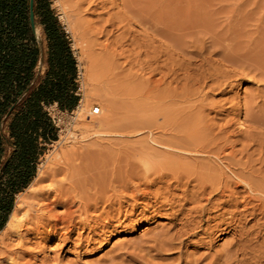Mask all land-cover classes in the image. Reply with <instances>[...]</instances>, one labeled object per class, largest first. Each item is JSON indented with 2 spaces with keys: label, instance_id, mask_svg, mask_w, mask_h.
<instances>
[{
  "label": "rangeland",
  "instance_id": "1",
  "mask_svg": "<svg viewBox=\"0 0 264 264\" xmlns=\"http://www.w3.org/2000/svg\"><path fill=\"white\" fill-rule=\"evenodd\" d=\"M76 1L82 0H49L51 9L68 36L69 46L76 61L77 79L75 83L77 85V95L79 96L77 107L81 106V104L85 106L88 104L89 106L86 109L81 107L82 110L80 112L82 115L79 117L75 114L77 107L72 112H60L56 106H51L48 109L56 126L59 128L58 138L57 141L46 147L40 157L36 176L39 167L46 161V157L55 153V151L59 152L61 150L74 151L78 154V160L74 162L76 166L80 164L79 155L81 153L86 154L83 158L84 162L87 164L91 162L90 164H92L96 156L92 157V155L97 151V154L105 152L104 154L102 153V158L106 160L104 162L108 164L110 170L114 169L116 164L118 167L120 163L118 168L116 167L114 171L112 170L117 176L121 173L118 174V171H122L120 175L129 172H133V174L136 172L142 173L140 170L143 173L147 171L152 174L153 170L157 168L155 165H151L153 161L152 164L157 162L156 165H159L161 159L162 162L164 160L177 159L176 156H173L176 153L180 156L181 152L179 150L169 148L167 144L169 137L167 136L173 137L174 132L175 135L182 134L184 129L187 127L191 129L192 127L196 136H201V131L203 135V130H205V137L208 134V137L205 138L208 140H200V142L206 143L205 146H208L207 143L209 142L210 144L212 142L213 145L214 142L209 141V136L211 135V137L213 135H223L221 137L228 138L227 142L222 141L217 144L214 143V145L216 144L215 146L210 144L208 146L209 148L223 147L227 151L224 150L225 154L230 152V145L237 142L233 145L235 146V151L237 149L238 152H242L243 156L237 152L236 158L241 156L240 163L243 160L246 161L247 165L242 161L244 164H239L240 167L238 166L236 169V166L235 170L238 171L239 168L248 166L251 163L252 165H250L251 168L249 170L248 167L250 166L239 169L240 173L243 172V176L239 179V177L236 178L230 175L231 172L227 169L228 165H224V162L219 160V163H223L219 166L217 163L218 159L213 160L215 157L210 156V154L195 155L193 152H183L181 158H179L182 159V162H187V164L200 162L198 163L200 165L203 161V164L210 167V169L213 166L212 169L214 171L211 169L212 173L216 174V178L221 175L219 177H222V180L229 177H233L235 181L237 179V181H242L251 178L249 181H252L251 185L253 187L261 180V184H259L264 189V171H261L264 169V165H262L264 164V158L262 157L264 156V121H262L264 120V0H105L108 5L104 11H102L103 9L101 10L100 4L98 7L100 10L97 6H90L89 0L78 2L79 5L83 3L82 6H79ZM99 1L102 0H97V2ZM69 25L73 28L75 36L67 29ZM36 30V35L46 60L47 41L43 35L42 28H37ZM80 59L82 61H79ZM85 65L92 67L89 79L87 77L84 78V70L87 68L84 67ZM46 68V64L41 65L38 69L40 75L44 74ZM178 96H180V99ZM254 106H257V108ZM92 107H100V114L91 115ZM184 108L190 111L184 112L186 110ZM244 108L245 110H243ZM180 110L182 112H178ZM181 119H183V122H181ZM202 123L204 124L203 130L201 128ZM172 124L173 126H171ZM179 125L182 130L177 129ZM186 125L188 126L186 127ZM207 125L210 126L207 127ZM170 127H173L171 129L173 134ZM227 132L229 133L227 134ZM197 142L201 144L199 139H197ZM204 144L202 145L204 146ZM243 146L244 148L246 146L247 149L245 148L246 150H244ZM167 147L172 153H176L172 155L169 151L168 154H165L164 149L167 152ZM241 148H243V151L239 150ZM143 151H147L146 154ZM152 151H155L154 153L158 158ZM246 151L247 156L250 158H245ZM92 152L93 154H91ZM243 152H245V156ZM142 153L145 155H141ZM149 153L153 155L154 159L151 158L152 156ZM237 154L239 155L238 157ZM165 155L166 158L169 156L170 159L166 160ZM205 155L208 158L210 156L209 160L212 163ZM252 155H254V159L251 158ZM141 156H145L143 161H141L143 158ZM189 156H195L194 158L199 156V159H196L198 162L191 159L186 160V157ZM223 156L221 155L222 158ZM129 157L130 159L128 160L127 158ZM147 157H150L149 159L152 162L148 161ZM92 158L94 159L90 161ZM239 158L236 160H239ZM247 159H251L250 163H248ZM253 160H256V163ZM129 161L132 163H129ZM134 161L135 163H133ZM213 162L218 164V166ZM137 163L141 165V169L139 168L140 165L136 166ZM145 163L149 164L150 167H155V169H149L150 167L147 164L148 168L146 169ZM123 164H126V167ZM254 165H256L255 168L257 169L263 167L258 171L252 169ZM214 167L217 169L221 167V171L217 170V173ZM134 168L135 170H133ZM137 168L139 169L137 170ZM77 171V168H74V170H70L69 174L63 173L54 181L41 180L34 184V187L37 189L57 187L64 178L77 176ZM223 171L225 174L222 173ZM252 176L256 177V179L259 178V180L256 181ZM34 179L30 184L33 183ZM132 181L135 183L137 180L131 179ZM240 184L244 186V188L239 186L237 189L239 193L238 201L241 202L243 200L241 196H244L245 192L247 193L248 191L243 183ZM27 188L21 193H24ZM128 193L126 196L123 195L124 199H121V197L119 199L120 201L126 200L128 205L126 207V204H124L126 211L124 208V217L122 216V219L127 217L131 221L129 219L125 220L126 224L123 222L125 226L113 221L114 225L112 224V226L114 227H111L106 234L100 235L101 225L103 221H106L104 217H109L111 220V216L114 217L116 213L113 211L109 213L111 216L109 214H107L108 216L103 215L95 223H92L93 225L89 226H92L90 229H85L82 236L85 239L83 247L79 245H76V247L72 243H68L54 250L55 252L49 253V257L57 255L61 260L60 262L51 261L45 263L188 264L190 258L205 256L210 254V252L214 254L215 249H217L215 251L221 252L224 247V249L228 247L230 243L228 240H231V234L224 235L221 238L222 240L217 239L214 244V250L209 251L200 242L198 244L201 235L199 233L196 237L188 238L185 241L186 245L181 249L180 254L177 252L170 256L166 255L167 252L165 251L160 252L152 248L149 249V247L154 245L151 240L152 236L159 231L168 230L170 226L173 227L174 222L170 220V217L163 216L162 212L155 215L151 221L141 222L138 219V211H135L137 213H134L135 215L133 212L144 208L143 206L146 202L139 204L134 201L135 205L133 200L130 199L131 193ZM176 194L181 197L180 192ZM250 194L258 197L263 195L261 197H264V193ZM126 198H129V200ZM223 199L227 200L226 197ZM181 200L182 203H180ZM183 203V198L181 197L176 206ZM214 209L211 210L210 216H214L215 212L217 213V208ZM247 211H251V208L249 207ZM247 211L246 213H249ZM100 212H97L96 215H99ZM128 214L132 217L128 216ZM257 214L256 218L259 217ZM226 217L228 216L225 215ZM102 218L104 219L102 220ZM109 218H107V221ZM251 220L247 221L248 226L251 223L253 224V219ZM98 221L101 222L99 223ZM131 222L134 225H139L136 231L133 230L134 226ZM128 223L132 224V226H128ZM169 230L172 231V228ZM91 232H93V235ZM74 236V238L77 237L76 235ZM26 238L29 240L34 238V236L29 234L26 235ZM87 238H91V243L87 244ZM5 241L6 243L0 246V251L4 252V256H6H0V264H42L40 259L45 255L42 254L43 252L35 254L38 258L23 256L21 253V251L33 248L34 244L25 241L24 246L20 248L15 245L17 241L13 239ZM55 246L56 244L52 247ZM7 255L11 256L12 260L10 259L11 257L7 258ZM179 255H182L180 256L182 258L179 259ZM187 255L188 257H186ZM169 256L172 259L166 261ZM176 258L178 260H174ZM34 259L37 262H33ZM13 260L15 262H12ZM179 260L182 262L180 263ZM207 261L209 259L203 261L204 264Z\"/></svg>",
  "mask_w": 264,
  "mask_h": 264
},
{
  "label": "bare ground",
  "instance_id": "2",
  "mask_svg": "<svg viewBox=\"0 0 264 264\" xmlns=\"http://www.w3.org/2000/svg\"><path fill=\"white\" fill-rule=\"evenodd\" d=\"M82 1H76V2L79 5V3ZM89 1H90L89 5L91 4L90 6H92V7L97 6V8H98L99 4H100L101 10L103 9L102 11H104V9L108 5L105 3V0H102L99 2H97V0H89ZM86 3H87V1H86ZM82 4L83 3H81V5H79V6H82ZM87 5H88V3H87ZM89 7H88V9H89ZM108 13H109V11H108ZM63 21H65V20H63ZM67 29L69 31H71V33L75 36V32L70 25ZM79 61H82V60L80 59ZM84 67L85 68L87 67L84 70L85 71V73H84L85 77L84 78L87 77L89 79L90 78V71H91L92 67L90 68L89 65H87V66L85 65ZM218 85H219V83H218ZM178 98L180 99V96H178ZM191 104H194V103H191ZM87 106H89V105L86 104V106H85V105L81 104V106L77 107L75 114L78 117L81 116L82 115L80 112L82 110L81 107H83V109H86ZM254 107L257 108V106H254ZM93 108L94 107H92V109ZM263 108H264V106H263ZM184 109H186V108H184ZM259 109H261V108H259ZM243 110H245V108ZM185 111L187 112L190 110L186 109V110H184V112ZM250 111H252V110H250ZM86 112H87V110H86ZM178 112H182V110H180ZM83 113H84V111H83ZM191 113H192V111H191ZM86 114H88V113H86ZM176 114H175V116L178 117V115H176ZM181 116H179V117H181ZM249 117H250V115H249ZM85 118H86V116H85ZM188 118L190 119V117H188ZM81 120H82V118H81ZM182 120L183 119H181V122H183ZM186 120L190 123V121L188 119H186ZM174 121H175V119H174ZM257 121H259V120H257ZM262 121H264V120H262ZM185 122H184V124H185ZM179 123H180V121H179ZM176 125H177V123H176ZM171 126H173V124ZM187 126L188 125H186V127ZM208 126H210V125H207V127ZM259 126H261V125H259ZM174 127H176V126H174ZM203 127H204V124L202 123V127H201L202 130L204 129ZM219 127L220 126H218V128ZM210 128H212V127H210ZM171 129H173V127H170V130ZM177 129L182 130L180 125H179V128H177ZM219 129H221V127ZM212 130H213V128H212ZM215 130H217V129H215ZM222 130H220V131H222ZM204 131L205 130H203V133L205 134ZM171 133H172V130H171ZM206 133H208V132H206ZM228 133L229 132H227V134ZM204 134L202 135V131H201V136L200 135L196 136V133L194 132L192 127H191V129H190V127H187L186 129H184L182 134H176L175 135V132H174L173 137H170L168 135L167 137H169V140H168L167 144H168L169 148L170 149L175 148V149L179 150L181 152L180 156L177 155L178 153H176V152H175L176 155H173L175 153H172L171 150L167 147L168 148L167 152L164 149L165 154L166 153L168 154V152L170 151L171 154L173 156H176L177 159H173L172 155H171V158L173 160H171L168 156V158L170 160H168V161L164 160L162 162V159H161L160 164L156 165L157 164L156 159H155L156 164H152L154 161L152 162V160L149 159L150 157L149 158L147 157L149 159L148 161L152 162L151 165H155L157 167L156 169H155V167L154 168L150 167L149 164H147L148 162L146 161L147 160V158H146L145 161L147 163H145V165L147 164L150 167L149 169H151V168L155 169V170H153L154 172L152 174H149L147 171H145L143 173V171L140 170L142 173H140V172L135 173L134 172L135 174H133V172L132 173L129 172V173H123L124 175L123 174L120 175L122 173V171H118V174L120 172L121 173L119 174V176H117L116 173L113 172L115 170V168L117 167V164H116V167L114 169H112L113 171L110 170L108 164H106L104 162L105 159L102 158V153L104 154L105 152H102L100 154H97V151L95 152V154H93V152H92L91 153V154H93L92 157H94L96 155L95 160L92 164H90L91 162L89 164L85 163L83 158H84V156H86V154L81 153L79 155V159H81L80 164H78L76 166L74 164V162L76 160H78V158H77L78 154L76 152L64 151V150H61L59 152L55 151V153H52L50 156L48 155V157H46V161L44 163H42L41 167H39L36 178L34 179L33 183L30 184V186L27 188V190L24 193H20L16 196L15 207H14V209L10 215V218H9L8 222L6 223L5 227L0 231V246L4 245L6 243L5 240L13 239V240L17 241V243L15 245L22 248L24 246L23 244H25V241H27L30 244H34V247L31 249H26L25 251H21L23 256L38 258V256L35 254L43 252L42 254H45L46 256L44 255V257H42V259H40V262H42V264H47L48 262H51V261L60 262L61 260L57 255H55L54 257H52V256L49 257V253L50 252L52 253V251L55 252L54 250H57L58 248H61L68 243H72L75 246L79 245V246L83 247L84 246L83 241H85V239H83L82 236H83L85 229H88V228L90 229L92 226L91 227H89V226L92 223H95L97 221V219H100V217H103V215H107L113 211H115V213H116V215L114 217L109 214V216H111V220L109 217H106V216L104 217V218H106V221H103V223L101 225L100 235L106 234V232L110 231L111 227H114V226H112V224L114 225V223H112L113 221H117V223H119V225L120 224L122 225L125 220L126 221L128 219L130 220V218H127V217L122 219L124 208L126 211V207L128 205H127L126 200L120 201V199H119L120 197L122 199L123 195L126 196L127 192H129V193H131L130 194L131 198L129 196H127V197L132 199L133 203H134V201L138 202L139 204L146 202L145 205L143 206L144 208H142V209L140 208L141 210L136 208L137 210H134V212H133V214H134L138 211V216H139L138 219L141 222H148V221L153 220L155 215H158V213H160V212H162L163 216L170 217V220H172L174 222L173 227L170 226V228H172V231L169 230L170 228H168V230L163 229L164 231H159L157 233L154 232L155 234L151 238L152 243L154 245H152L153 247H149V249L152 248V249H155L156 251L159 250L160 252L165 251V252H167L166 255L168 254L170 256H172L173 254H175L177 252H179V254H180L181 249L186 245L185 241L188 240V238L196 237L200 233L201 235L199 237L200 239L198 240V244L200 242L201 245H203V247L207 248L209 251L210 250L213 251L214 250L213 249L214 244H215L217 239L222 240L221 238L224 235L231 234V240L230 239H229L230 241L228 240V242H230V243H229L228 247H226V249H224L225 248L224 247L223 248L224 250L222 249L221 252L215 251V250H217V249H215L214 254H211V252H210L211 255L206 253L207 255H205V256H201L198 258L193 257V259L190 258V260L188 262L190 264H204L203 261L209 259V261H207V263H205V264H264V199H263L264 197L262 198L261 196H263V195H260V194H259L260 198L257 195L255 196V195L250 194V193H256V194L257 193H262V194L264 193L263 187L260 186L261 180L258 181V184L255 182L257 184V185H255V187H253V185H251L252 181L251 182L249 181L251 179L250 178L251 176L249 177L250 178L249 180H242V181H237L238 179L235 181V180H233V177L232 178L229 177L226 179L223 178L224 180H222V177L221 178L219 177L221 175H218V178H216V174L212 173V171H214V169H212L213 166L210 163L209 164H210V166H212L211 167L212 171H211L210 167H208L207 165L205 166L203 164L202 160H201L202 161L201 164H203V165H201V164L198 165V163H200V162H198L196 159L199 156H196L197 158H194L195 156L194 157L193 156L192 157H190V156L186 157V160L187 159H191L192 161L196 160V162H198V163H195V164L194 163L193 164H187V162L184 163V162H182V159H179V158H181L183 152H187V153L193 152L195 155L196 154L200 155L203 153L207 154V155L210 154V156L215 157V159H213V160L218 159L217 163L219 164V166H220V164H223V163H219V160H220V161L224 162V165L225 164L228 165L227 169H229V171L231 172L230 175H232L236 178L239 177V179H240V177L243 176L242 175L243 172L240 173L239 169L241 170V168H244V167L247 168L248 166L252 165V163L248 166H243V167L239 168L238 171L235 170L236 166H237L236 169L238 168V166L240 167L239 164L243 165L244 164L243 162H245V164H246V161L242 160V159H244L243 157L241 159L243 162L241 161V163H240L241 156L239 158L238 154H237V157L239 158V160H236V159H238V158H236V153L238 152V150L236 149V151H235V148H234L235 146H233V145L236 144L237 142H235L233 145H230V147H229L230 152L228 150L229 153H227L228 154V156H227V154H225L227 151L223 147L216 146L213 148H209L208 146H209L210 142L207 143L208 146H205L206 145L205 142H204L205 144L202 143V141L200 142V140H203V139L205 141L208 140V139H205L208 137V134L206 137H205L206 134L205 135ZM211 134H213V133H211ZM215 134H217V133L215 132ZM230 134H232V133H230ZM230 134H229V137H230ZM211 136H209V141L211 140L216 144L219 142H222V141L225 142L228 139V138L226 139L224 137H221L223 135H221V136L220 135L219 136L213 135V137H211ZM246 137H247V135H246ZM248 137H250V136H248ZM197 139H199V142L201 144H199L197 142ZM191 142H193V144H191ZM214 143H213V145H214ZM229 143H230V141H229ZM202 144H204V146ZM225 144L227 145V143H225ZM210 145L213 146L212 142ZM221 145H223V144H221ZM226 148H227V146H226ZM243 148H244V146H243ZM243 148H241L239 150H242ZM245 148L247 149L246 146H245ZM245 148H244V150H246ZM224 150L226 152H224ZM99 151H98V153H99ZM143 152H145V151H143ZM146 152H145V154H146ZM261 152H263V151H261ZM238 153H240L242 155V152L239 151ZM244 153L245 152H243V154ZM259 153H260V151H259ZM143 154L144 153H142L141 155H143ZM149 154L151 155V153H149ZM245 154H246V156H245ZM245 154H244L245 158L248 157L247 151ZM249 154H250V152H249ZM207 155H205L206 158H208ZM221 155L222 156L224 155L223 158L221 157ZM151 156H152L151 158L154 159L153 155H151ZM210 156H209L208 160L210 159ZM253 156L254 155H252L251 158H253ZM103 157H104V155H103ZM141 157H143V156H141ZM144 157L142 158L141 161H143ZM262 157L264 158V156H262ZM157 158H158V156H157ZM165 158H166V155H165ZM168 158H166V160ZM206 158H204V159L207 161ZM248 158H250V157H248ZM93 159L94 158L90 159V161ZM127 159L129 160L130 157ZM211 159H212V157H211ZM250 160L251 159H249L248 160L249 162L248 161L247 162L250 163ZM138 161H139V159H138ZM209 161L211 162V160H209ZM253 161H254V163H256V160H253ZM124 163H126V162H124ZM129 163H132V162L129 161ZM133 163H135V161ZM141 163H143V162H141ZM190 163H191V161H190ZM137 164H136V166L140 165V164H138V165ZM218 164H215V165L218 166ZM119 165H120V163H119ZM119 165H118V167H119ZM125 165L123 164V166H125ZM256 165H254V168H252V169H256L259 171V169H261L263 167L262 166L261 168L259 167L257 169V168H255ZM262 165H264V164H262ZM123 166H121L122 169H124ZM148 166L146 167V169L148 168ZM216 167H214V168H216ZM74 168H77V170H78L77 174L78 175L72 176L70 178L69 177L64 178L63 180L60 181V184L57 187H50L47 189H37L34 187V184H37L41 180L48 179V180L54 181L58 178L59 175H61L63 173L69 174L70 170H74ZM139 168L141 169V165L139 166ZM139 168H137V170ZM217 168H216V171L217 170L221 171V167L219 169H217ZM231 168H233V169H231ZM249 168H251V166L248 167V170H249ZM245 169H244V171L246 172ZM117 170H116V172H117ZM133 170H135V168ZM225 170H226V168H225ZM130 171H132V170L130 169ZM218 171H217V173H218ZM229 171H228V173H229ZM252 171H254V170H252ZM261 171L263 172L264 169H262ZM254 172H257V171H254ZM222 173H224V171ZM261 175H262V173H261ZM261 175H260V177H261ZM256 176L259 177V175H257V174H256ZM224 177H226V176H224ZM253 178L256 179V177H253ZM131 179H135L137 181L135 183H133L134 181L131 182ZM257 180H259V178H257L256 181ZM132 183H133V185H131ZM240 183H243V185H245V188L247 187L246 190L248 191L247 193L245 192V195H247V196H245V195H244L245 197L243 195L241 196V198L243 199L241 202L238 201V199H239L238 194L239 193L237 190L239 186H242ZM157 185H158V187H157ZM117 187H119L118 188L119 191L117 190ZM241 188H244V186H242ZM243 191H242V193L244 194ZM175 192L176 193L180 192L181 197L183 198L184 203L180 204L179 206L178 205L176 206V203L180 201L181 197H179L180 195L178 196V194H176ZM225 197L227 200L223 199ZM129 198L128 199L126 198V199L129 200ZM139 201H141V202H139ZM128 202H130V201H128ZM180 203H182V200ZM124 204H126V207ZM249 207L251 208V211H247V210H249ZM214 208H217V210H216L217 213L213 212L215 215L210 216V212ZM246 211L249 213H246ZM97 212H100V214L98 213L99 215H96ZM131 214H132V212H131ZM256 214L259 217L256 218ZM129 215L130 214H128V216ZM225 215H227L228 217L225 218ZM247 216H249L250 219H248L249 217L247 218ZM104 218H102V220ZM107 218H109L108 221H107ZM245 218L248 220H246ZM251 219H253V224L251 223V225L249 224V226H248L247 221L249 222ZM251 222H252V220H251ZM128 224H129L128 226H132L133 223L131 225H130V223H128ZM133 226H134L133 230L136 231V229L139 225L133 224ZM119 227H121V226H119ZM94 229H95V227H94ZM93 232H91L92 235H93ZM29 234H32V236H34V238H31L28 240L26 238V235H29ZM94 234H96V233H94ZM74 235H76L77 237L74 238L75 237ZM90 240H91V238L86 239L87 244L91 243ZM195 241L197 242V240H195ZM93 242H95V241H93ZM77 243H79V244H77ZM54 244H56V246L52 247ZM137 246H139V245L137 244ZM168 252H170V253H168ZM4 254H5L4 252L0 251V256H4ZM170 256L168 259L165 258L166 261L172 259V257H170ZM180 256H182V255H179V257H178L179 259L182 258ZM10 257L11 256H8L7 258H10ZM186 257H188V255ZM178 258H176L174 260H178ZM184 258H185V256H184ZM10 259L12 260V257ZM14 260L12 262L16 261V260L15 261ZM160 260H161V257H160ZM117 261H115V262H117ZM33 262H37V260L34 259ZM45 262H47V263H45ZM170 262H172V261H170ZM181 262L182 261H180V263ZM185 264H187V263H185Z\"/></svg>",
  "mask_w": 264,
  "mask_h": 264
},
{
  "label": "trees",
  "instance_id": "3",
  "mask_svg": "<svg viewBox=\"0 0 264 264\" xmlns=\"http://www.w3.org/2000/svg\"><path fill=\"white\" fill-rule=\"evenodd\" d=\"M29 1L0 0V231L46 147L57 141L59 128L48 109L72 112L79 102L76 61L49 0H34L47 41L46 71L37 70L44 55L31 29Z\"/></svg>",
  "mask_w": 264,
  "mask_h": 264
},
{
  "label": "water",
  "instance_id": "4",
  "mask_svg": "<svg viewBox=\"0 0 264 264\" xmlns=\"http://www.w3.org/2000/svg\"><path fill=\"white\" fill-rule=\"evenodd\" d=\"M29 20L33 33L36 32V21L34 16V0L29 1Z\"/></svg>",
  "mask_w": 264,
  "mask_h": 264
},
{
  "label": "crops",
  "instance_id": "5",
  "mask_svg": "<svg viewBox=\"0 0 264 264\" xmlns=\"http://www.w3.org/2000/svg\"><path fill=\"white\" fill-rule=\"evenodd\" d=\"M37 28H41V27H39V25L36 23V29H37ZM36 34H37V33L35 32V37H36V39L38 40ZM38 42H39V40H38ZM39 43H40V42H39ZM44 60H45V59L43 58V62H42V61L39 62L38 66H37V70L41 67V65L45 64V63H44ZM54 106H56V105H54ZM19 194H20V193H19ZM17 195H18V194H17ZM17 195H16V196H17ZM16 196H15V197H16ZM15 200H16V199H15ZM14 202H15V201H14ZM14 206H15V205H14ZM13 209H14V207H13ZM13 209H12V211H13ZM12 211H11V213H12ZM11 213H10V215H11ZM10 215H9V217H8V220H9V218H10ZM8 220H7V222H8ZM7 222H6V223H7Z\"/></svg>",
  "mask_w": 264,
  "mask_h": 264
},
{
  "label": "built area",
  "instance_id": "6",
  "mask_svg": "<svg viewBox=\"0 0 264 264\" xmlns=\"http://www.w3.org/2000/svg\"><path fill=\"white\" fill-rule=\"evenodd\" d=\"M91 115H99L100 114V107H94L93 109H91Z\"/></svg>",
  "mask_w": 264,
  "mask_h": 264
}]
</instances>
